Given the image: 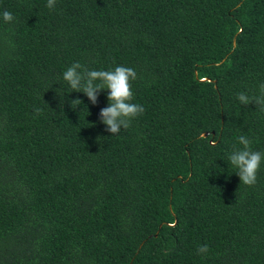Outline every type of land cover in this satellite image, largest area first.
I'll list each match as a JSON object with an SVG mask.
<instances>
[{
    "label": "trees",
    "instance_id": "16d2710c",
    "mask_svg": "<svg viewBox=\"0 0 264 264\" xmlns=\"http://www.w3.org/2000/svg\"><path fill=\"white\" fill-rule=\"evenodd\" d=\"M46 5L0 0V264H264V161L245 186L227 159L241 133L264 152L237 99L264 83V0ZM75 62L136 71L129 128L63 81Z\"/></svg>",
    "mask_w": 264,
    "mask_h": 264
},
{
    "label": "clouds",
    "instance_id": "9594fccd",
    "mask_svg": "<svg viewBox=\"0 0 264 264\" xmlns=\"http://www.w3.org/2000/svg\"><path fill=\"white\" fill-rule=\"evenodd\" d=\"M56 0H47V7L53 8ZM2 19L5 23L14 20L12 13L4 11ZM137 78L136 71L131 67L117 66L113 70H88L85 71L79 62H75L62 73V79L73 92L83 93L91 104L97 103L98 94L107 91V106L99 112V122L105 126V131L112 136L118 134L121 129L130 127L132 119L142 114L143 106L132 103L133 92L131 81ZM241 105L247 106L250 103L256 105V109L264 111V83L259 86V94L249 96L241 92L237 95ZM79 99L73 100L71 104L81 105ZM35 114H40V109H35ZM99 140V138H98ZM240 148L234 147L227 159L229 164L236 170L240 183L245 186H252L256 183V174L264 161V152L253 151L252 141L244 133L237 138ZM207 245L199 246L197 254H206Z\"/></svg>",
    "mask_w": 264,
    "mask_h": 264
},
{
    "label": "water",
    "instance_id": "95a60500",
    "mask_svg": "<svg viewBox=\"0 0 264 264\" xmlns=\"http://www.w3.org/2000/svg\"><path fill=\"white\" fill-rule=\"evenodd\" d=\"M207 136V133L203 134L201 137L205 138Z\"/></svg>",
    "mask_w": 264,
    "mask_h": 264
}]
</instances>
